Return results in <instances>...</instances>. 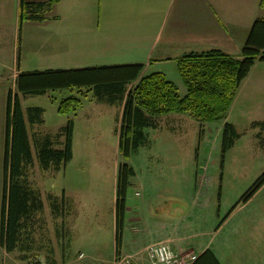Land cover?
Masks as SVG:
<instances>
[{
	"label": "crops",
	"instance_id": "crops-1",
	"mask_svg": "<svg viewBox=\"0 0 264 264\" xmlns=\"http://www.w3.org/2000/svg\"><path fill=\"white\" fill-rule=\"evenodd\" d=\"M22 1L0 0V168L3 178L7 102L8 93L12 90L21 100L33 156V164L27 167L26 172L28 183L29 173L36 165L43 171L58 172L54 168L46 170L41 166L38 147L49 139L55 149H62L65 142L64 129L70 120L74 122L73 156H75V118L88 102L91 103L90 105H105L117 110L115 132L119 149L121 122L127 95L122 103L112 104L98 100L92 88L78 89L82 97L81 106L76 112L62 115L68 119L66 124L59 125L56 129L53 127L54 131H52L53 128H46V108L42 105H32L30 98L47 96L50 107L56 104L57 112L63 99L60 102L54 95H50L52 91L43 95L23 96L17 87L20 75L108 66L91 67L84 62L95 59L108 60L113 57L118 62L109 66L143 64L145 65L143 75L161 72L167 76L169 67L171 69L177 65L176 60L182 55L191 52L203 53L213 49L221 50L236 59H242V50L254 23L264 17V12L260 8L261 0H59L44 13V20H27L21 23ZM112 51L116 52L111 53ZM137 83L138 81L130 84L128 91ZM31 109L38 110L31 112ZM176 115L178 114L172 113L154 117L153 125L145 129L146 143L134 154L150 145L149 130H159L157 123L161 124L162 129V120H165L166 127L168 126L162 131L173 133L175 119L184 117ZM224 122L233 124L238 133L252 129L254 137L261 146H264V61H257L243 80ZM204 124L206 123H200L203 126L201 130H204ZM180 131L181 129L177 132ZM118 171L115 223L111 225L110 241L114 248L112 262L125 264L124 259L115 260ZM135 172L130 187L135 186L137 188L135 195L143 197L136 200L135 204L130 200L128 202V189L123 241L119 251L122 253L121 258L126 257V260H130L132 264H153L148 257V248L153 244L166 242L178 253L195 254L197 257L210 249L219 263L224 264L221 260L222 252L212 240L206 239L212 235V232L197 229L200 221L207 220L209 216L211 218L217 203L212 189L206 194L205 190L198 188L195 197L189 202V210L173 218L171 215L158 213L160 209H165L164 201L161 204L154 201L162 184L151 179L152 175H149V182L143 181L136 169ZM135 177H139L140 180L134 182ZM29 186L40 195L33 184L29 183ZM153 189H156L155 193ZM263 189L264 185L248 203L257 199ZM66 190L69 192L67 188ZM63 194L65 195V191ZM168 194L169 192L166 193ZM54 195L58 196L56 192ZM1 198H3V179ZM259 201L253 207L251 213H254V216L249 218L248 223L254 230L253 235L261 234L264 240V198ZM181 208L177 207L176 211H181ZM194 209L199 210L200 214L195 216ZM222 248L230 250L231 264H234V243L231 242ZM242 252L250 254L251 261H255V264H264V245L257 246L254 243Z\"/></svg>",
	"mask_w": 264,
	"mask_h": 264
},
{
	"label": "rangeland",
	"instance_id": "rangeland-1",
	"mask_svg": "<svg viewBox=\"0 0 264 264\" xmlns=\"http://www.w3.org/2000/svg\"><path fill=\"white\" fill-rule=\"evenodd\" d=\"M117 62L111 57L84 63L93 67ZM167 78L177 85L180 96L187 93L177 65L169 67ZM77 90H55L50 95L60 102L72 95L82 98ZM30 103L46 108L47 129L66 124L67 117L57 112L56 104L50 107L47 96L31 97ZM90 104L86 103L75 118L74 159L57 173L43 171L37 165L29 173V183L42 195L43 209L35 212L27 222L15 251L9 253L0 244V264H29L33 256L42 264H114L110 236L111 225L115 223L116 174L121 162L133 166L143 181L149 182V175H152L151 179L162 184L158 195L153 196L158 204L164 201L165 209L159 210L160 215L178 217L189 210V202L198 188L206 194L212 189L217 203L211 218L200 221L197 229L212 232L206 239L212 240L222 252L224 264H231L232 257L230 250L222 247L231 242L234 243V264H255L248 251L242 250L249 249L254 243L264 245L263 236H254L248 223L254 216L251 213L253 207L264 198V189L253 202L238 204L264 173V146L254 137L252 129L240 131L234 145L224 154V120L206 123L201 130L203 126L190 115L174 113L184 117L175 119L173 133L162 131L166 127L162 120V129L157 123L159 130H149L150 145L124 160L115 132L117 110ZM133 180L137 182L140 178ZM136 190L135 186L129 188L128 202L135 204L143 197L136 196ZM177 207L182 210L176 211ZM193 214L199 215L200 211L194 209ZM121 257L122 253L116 252L115 260L126 261V257Z\"/></svg>",
	"mask_w": 264,
	"mask_h": 264
},
{
	"label": "trees",
	"instance_id": "trees-1",
	"mask_svg": "<svg viewBox=\"0 0 264 264\" xmlns=\"http://www.w3.org/2000/svg\"><path fill=\"white\" fill-rule=\"evenodd\" d=\"M59 0L46 2L22 1L20 21H42L45 12ZM264 12V0L260 1ZM264 61V17L258 19L242 50V59L213 49L203 53H186L179 57L178 72L187 89L185 96L178 94L177 85L164 73L143 75L145 65H115L84 69L51 70L20 75L18 91L23 96L43 95L60 89L92 88L95 97L108 103H122L127 95L120 133V154L129 159L147 141L145 129L153 125L154 117L171 113L188 114L199 123L224 120L236 94L257 61ZM137 85L128 91L133 82ZM81 98L70 96L59 105L58 112L68 115L81 106ZM33 110L38 109H31ZM73 128L70 120L64 129L62 149H55L48 139L38 147L41 166L61 170L73 160ZM239 133L231 123H225L224 154L234 145ZM33 164L31 145L24 111L18 94L8 93L6 120V148L3 165V198L1 205L0 244L12 253L21 241L22 232L32 215L43 209L40 195L33 191L26 176ZM136 175L133 166L121 162L118 171L116 202V251L122 246L127 193L131 179ZM264 185V173L238 203L248 202ZM237 204V205H238ZM235 206L232 211L236 208ZM231 211V212H232ZM29 264H41L36 257ZM193 264H220L208 249Z\"/></svg>",
	"mask_w": 264,
	"mask_h": 264
},
{
	"label": "built area",
	"instance_id": "built-area-1",
	"mask_svg": "<svg viewBox=\"0 0 264 264\" xmlns=\"http://www.w3.org/2000/svg\"><path fill=\"white\" fill-rule=\"evenodd\" d=\"M148 257L153 264H193L197 256L195 254H181L166 243L159 242L148 248ZM125 264H131L130 260L124 261ZM98 264H108L100 262Z\"/></svg>",
	"mask_w": 264,
	"mask_h": 264
}]
</instances>
